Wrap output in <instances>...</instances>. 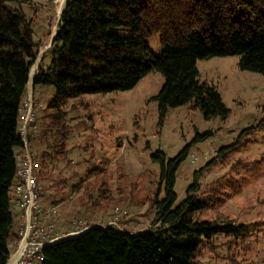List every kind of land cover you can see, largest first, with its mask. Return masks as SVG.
Here are the masks:
<instances>
[{
    "label": "trees",
    "instance_id": "16d2710c",
    "mask_svg": "<svg viewBox=\"0 0 264 264\" xmlns=\"http://www.w3.org/2000/svg\"><path fill=\"white\" fill-rule=\"evenodd\" d=\"M29 2L0 0V264L9 260L8 240L17 227L12 188L19 170L17 151L23 147L20 128L27 88L41 47L25 12L11 3ZM154 34L160 35L163 47L159 55L150 47ZM47 55L51 63L44 67ZM234 55L240 56L242 70L264 76V0H69L33 81L34 89L56 88L43 129L29 138L30 149L39 139L47 147L33 155L36 173L50 166L52 152L54 160L72 164L67 149L71 125L64 106L68 99L129 91L152 71L164 77L154 97L162 122L171 109L186 104L200 109L206 120L227 118L231 110L216 87L200 81L197 61ZM250 142L243 137L219 150L217 159ZM188 152L169 160L161 150L153 155L161 167L150 199L156 228L130 233L89 224L93 228L87 233L46 247L43 264H199L201 248L218 236H246L247 225L218 210L242 187L231 180L201 185L203 171L217 159L196 170L185 199L177 204V171ZM109 180L104 173L96 184L100 198L107 197Z\"/></svg>",
    "mask_w": 264,
    "mask_h": 264
},
{
    "label": "rangeland",
    "instance_id": "374dc122",
    "mask_svg": "<svg viewBox=\"0 0 264 264\" xmlns=\"http://www.w3.org/2000/svg\"><path fill=\"white\" fill-rule=\"evenodd\" d=\"M11 5L25 12L36 41L41 43L31 71L35 77L42 54L51 50L60 19V3L30 0L28 4ZM150 47L156 55L162 52L159 34L150 37ZM239 60L240 56L234 55L197 61L200 81L216 87L231 110L225 119L206 120L200 109L186 104L171 109L162 122L154 97L162 89L164 77L157 71L150 72L129 91L68 99L64 106L71 125L67 149L72 164L54 160L52 152L50 166L41 169L38 176L48 197L44 206L60 205L58 232L81 231L89 224L108 226L112 222L119 230L130 233L156 228L153 226L156 211L150 207V199L161 178L160 164L153 160L156 152L161 150L169 160L185 149L189 151L177 171L175 191L179 204L185 199L196 170L217 159L222 148L249 137L252 142L247 146L217 159L200 176L203 188L216 180L236 181L242 187L240 193L218 210L234 218L238 225H247V235L218 236L211 245L201 248L196 261L199 264H264V76L242 70ZM50 63L51 57L47 55L43 66ZM27 89L33 97L42 130L44 118L52 112L48 105L56 95V88L48 85L34 89L30 81ZM43 147L47 148L46 144ZM194 156L199 160L194 161ZM91 171L95 174L89 176ZM104 173L110 176V190L103 199L96 184ZM87 188L91 196L85 193Z\"/></svg>",
    "mask_w": 264,
    "mask_h": 264
},
{
    "label": "built area",
    "instance_id": "2783aa9c",
    "mask_svg": "<svg viewBox=\"0 0 264 264\" xmlns=\"http://www.w3.org/2000/svg\"><path fill=\"white\" fill-rule=\"evenodd\" d=\"M56 31H58V25ZM39 119L33 97L29 94L25 101L20 128L23 139V156H17L19 159L17 178L20 180L17 188V203L21 210L22 223L17 234V247L11 251L7 264H43L46 247L53 246L66 240L69 236L79 235L84 231L72 230L59 233L57 216L60 205H51L46 208L41 202L44 186L38 180L33 153L29 145V138L41 131ZM198 160V157L194 156V161ZM75 224L74 221L73 225ZM110 226L117 227L115 222L108 226L98 224V227Z\"/></svg>",
    "mask_w": 264,
    "mask_h": 264
},
{
    "label": "crops",
    "instance_id": "0c3cea01",
    "mask_svg": "<svg viewBox=\"0 0 264 264\" xmlns=\"http://www.w3.org/2000/svg\"><path fill=\"white\" fill-rule=\"evenodd\" d=\"M36 138V135L33 136V138ZM31 152L33 153V155L37 154L38 153V149H40L41 151H43V142L39 139V140H33L31 142ZM18 155H22L23 156V150L22 149H19L17 151V156ZM21 156V157H22ZM19 178L16 179V182H15V185L13 186L12 188V211H13V214H14V217H15V221L17 223V227H16V231H15V235L11 236L8 240L9 242V248H10V251H14L17 247V239H16V236L18 234V231H19V228L21 226V223H22V216H21V210H20V207L18 206V203H17V200H18V191H17V188H18V185H19ZM58 194V193H56ZM48 197L45 195V197L41 198V202L43 205L46 204V199Z\"/></svg>",
    "mask_w": 264,
    "mask_h": 264
},
{
    "label": "water",
    "instance_id": "95a60500",
    "mask_svg": "<svg viewBox=\"0 0 264 264\" xmlns=\"http://www.w3.org/2000/svg\"><path fill=\"white\" fill-rule=\"evenodd\" d=\"M67 5H68V2L66 3V6L64 7L63 11H64L65 8L67 7ZM63 11H62L61 14H60V18H61V15H62ZM59 20H60V19H59ZM56 34H57V31L55 32V34H54L53 37H52L51 44L53 43V41H54V39H55V37H56ZM45 53H46V52H44V53L42 54V58L44 57ZM42 58H41V60H42ZM30 81H31V84H33L34 77H32V75H30ZM94 227H98V225H95ZM91 228H93V227H88V228H86L82 233H80L79 235L69 236V237H67L66 239L77 238V237H79L80 235L87 233L89 230H91Z\"/></svg>",
    "mask_w": 264,
    "mask_h": 264
},
{
    "label": "bare ground",
    "instance_id": "6f19581e",
    "mask_svg": "<svg viewBox=\"0 0 264 264\" xmlns=\"http://www.w3.org/2000/svg\"><path fill=\"white\" fill-rule=\"evenodd\" d=\"M58 2L60 3V6H59V9H58V12L59 14H61V12L63 11L64 7L66 6V3H67V0H58ZM35 69V68H34ZM33 69V70H34ZM33 74V72H32ZM75 235V234H74Z\"/></svg>",
    "mask_w": 264,
    "mask_h": 264
}]
</instances>
